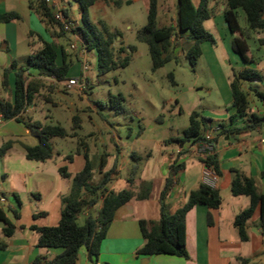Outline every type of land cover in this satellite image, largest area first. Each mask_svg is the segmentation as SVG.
I'll list each match as a JSON object with an SVG mask.
<instances>
[{
  "label": "trees",
  "instance_id": "1",
  "mask_svg": "<svg viewBox=\"0 0 264 264\" xmlns=\"http://www.w3.org/2000/svg\"><path fill=\"white\" fill-rule=\"evenodd\" d=\"M79 9V24L73 28L72 35L79 39V46L85 51H94L97 58V67L100 74H106L117 68H124L129 60L122 62L114 61L113 42L119 37L114 31L108 33L105 28L102 31L90 20L89 9L98 1L115 8L123 4H129L132 0H71ZM147 4L146 24L136 32V40L147 45L151 60V71L155 73L167 63L175 60L174 39H182L188 46L185 57L193 66L201 57V45L209 43L214 45L215 41L211 34L205 30L204 22L211 17L209 5L212 0H199L197 6L193 0H175L176 3V24L175 26H157V0H145ZM224 9L222 18L227 24V30L232 36L231 49L239 55L246 63H252L248 41L254 35L264 32V0H222ZM28 8L33 11L44 24L46 31L52 39L65 38L68 32L54 19V11L47 0H28ZM241 10L245 16V26L239 23L238 11ZM67 16L66 10H62ZM20 20L15 12L0 14V23H10ZM33 37L32 34H29ZM39 47L31 44L32 53L28 56L24 66L11 65L3 72V84L6 85V78L10 71H14L13 102L0 101V116L3 121L15 120L21 122L28 129L30 134L38 139V144L33 147H25V156L29 161L47 162L53 159V150L48 142L53 138L65 139L75 134H68L59 125H49L40 121H32L27 117V108L37 97H44L45 90L50 93L52 85L60 84L68 79V72L71 66L69 56L62 46H55L54 43L38 36ZM264 46V40H259ZM133 49H129L132 52ZM123 52V48L118 50ZM34 73V74H32ZM82 77V76H81ZM168 80L175 86L173 75H168ZM264 80V77L254 68L248 67L242 71L232 73L229 81V88L232 96V108L234 116L229 118L228 124H217L219 131L213 141L220 136L238 135L264 127V115L249 114L251 92L260 103H264V92H260L251 86L245 90L246 84L257 85ZM54 83V84H53ZM46 102L50 101L47 96ZM122 100V98H118ZM115 100V99H113ZM236 119L241 120V126H233ZM72 130L80 128L79 120L72 118ZM212 121L204 118L197 112L191 113L188 127L182 131V137L168 139L165 144L175 143L182 146L186 143L196 144L205 141L204 134L211 128ZM81 143V144H80ZM8 142L0 148L2 157L11 147ZM76 155H81L84 166L75 175L67 173L66 168H59L61 177L71 179V190L68 196L61 201L60 219L54 227H35L38 239V246L45 249H57L61 252L46 264H76L80 249L87 251L88 260L95 264L99 255L100 245L106 237L107 231L114 220L116 211L131 200H146L150 192V183L141 182L136 188L121 192L109 189L108 185L114 180L117 168V159L109 170L104 171L106 159L100 160L97 182L93 181V167L89 159L88 146L81 141ZM65 160L72 163L73 156L65 157ZM207 168L211 169L216 176L219 175V166L215 154L205 160H199ZM180 166H171L169 177L159 196V219L156 222L139 221V229L143 240V246L138 251L141 256L168 255L187 259L186 250V225L187 213L194 207L203 206L208 210H217L222 204V198L218 191L200 184L197 189L191 191L187 201L174 213H169L164 204V199L173 185V176ZM230 193L233 197H246L249 199V207L241 211L233 220V226L237 231L239 240L247 242V222L253 216L256 208L260 210V226L264 228V191L258 193L255 182L238 172H233ZM264 177V174L262 175ZM87 212L86 220L79 226L77 220L79 215ZM15 217L17 215L15 214ZM36 217V216H35ZM0 222L3 223V234L10 237L14 226L6 218L5 213L0 210ZM210 224V218H208ZM243 261V260H242Z\"/></svg>",
  "mask_w": 264,
  "mask_h": 264
},
{
  "label": "crops",
  "instance_id": "2",
  "mask_svg": "<svg viewBox=\"0 0 264 264\" xmlns=\"http://www.w3.org/2000/svg\"><path fill=\"white\" fill-rule=\"evenodd\" d=\"M2 1L0 0V4ZM70 1L47 0L51 8L57 7L63 10H67L66 6L71 7ZM197 2L199 3V0ZM96 4L99 5L100 11L110 6L102 1ZM159 4L161 13L166 10H164L165 0H157V15ZM1 6L0 14L16 13V11H8L4 3ZM209 8L211 17L203 24L205 30L210 20L213 21L217 17L222 18L223 1L212 0ZM18 15L20 20L0 23V101L9 103L13 102L14 71L8 73L6 85H4V70L11 65L24 66L28 56L32 53L31 44H34L35 36H37V41L38 36L43 38L40 33L42 29L37 20L42 26L44 24L33 11L29 10L27 18L24 15ZM171 21L167 26L174 27L175 24ZM222 21L224 22L223 18ZM257 36H264V32ZM52 40L54 41L50 42L57 46L55 39ZM259 40H264V37ZM261 75L264 77V70ZM73 77L76 76L68 72V79ZM67 80L61 84H65ZM260 85L264 86V80ZM221 94L227 108L223 117L227 125L229 118L235 114V110L231 107L230 88L227 90L224 86ZM250 108L249 114L264 115V103H261L260 107L250 105ZM212 124L213 121L210 123L211 127L216 126ZM233 126H241V120L236 119ZM165 141L157 143L156 154L149 151L146 155L147 159H153L158 176L144 180L138 178L137 183L132 186L136 188L143 181L149 182L150 192L147 199L131 200L116 211L114 220L100 245L95 264H264V228L260 226V210L256 208L247 222L248 241L241 242L233 226V220L241 211L249 207L250 202L246 197H233L230 193L233 172L253 179L258 193L264 191V177L262 176L264 174V127L238 135L220 136L213 141L214 154L219 166L215 190L221 196L222 204L217 210H208L206 207L198 206L187 213L185 225L188 258L138 254L143 246L139 221L156 222L159 219V196L166 178L169 177L170 167L180 166L172 178L173 185L164 199L169 213H174L185 204L189 193L202 183L204 166L194 153L197 145L186 143L180 147L172 143L173 147H171V144H165ZM8 142L12 144L11 147L2 157L0 156V179L8 180L7 186L0 182V199L5 200V203L0 202V210L14 226V231L10 237H5L4 225L0 226V264H46L61 250L40 248L37 234L31 230V227H54L59 222L61 201L65 197L57 188V180L54 178V173L59 174V168L55 165L50 168L51 160L41 163L26 159L25 147L36 146L38 139L30 134L23 123L15 120L0 123V148ZM179 148L181 152L177 154ZM77 157L82 156L77 155ZM128 159L120 155V163L116 168L117 176L123 169L130 166ZM73 162L74 158L70 164ZM108 166L106 162L105 168L109 170L111 167L108 168ZM105 168L104 171L107 170ZM6 192H10L13 199H8ZM11 214L14 221L10 218ZM23 215L24 222L21 221ZM83 215L86 217L87 212ZM208 218H210V224ZM76 264H91L86 249H80Z\"/></svg>",
  "mask_w": 264,
  "mask_h": 264
},
{
  "label": "rangeland",
  "instance_id": "3",
  "mask_svg": "<svg viewBox=\"0 0 264 264\" xmlns=\"http://www.w3.org/2000/svg\"><path fill=\"white\" fill-rule=\"evenodd\" d=\"M3 3L8 11H16L28 17V0H3L0 7ZM165 3L166 10L163 13L159 4L158 27L167 26L171 20L172 24H176V3L174 0H165ZM193 3L198 5L197 0H193ZM70 5L71 7L66 6V14L71 17L69 19L76 27L80 20L79 9L72 1ZM238 15L240 25L244 27V13L239 10ZM146 16L144 0H133L120 8L108 6L103 11H100L97 4L89 9L90 20L101 31L105 28L108 33H119V37L113 42L114 61L118 63L129 60L126 67H119L106 74L98 72L94 51H86L85 58H80L77 51L70 49L74 42L71 33H67L65 38L55 39L56 45L64 48L69 56L68 60L71 61L69 74L76 77L69 79H79L82 76L85 86L82 90H76L68 89L65 84L53 83L50 93L45 90L44 97H37L27 108L26 115L33 121L59 125L68 134L76 136L53 138L48 142L54 156L49 163L50 168L54 165L57 168H66L71 176L78 173L84 165L82 157L76 155L77 149L82 147L78 146L81 140L88 146L95 182L100 178L99 166L102 157L110 167L115 159L117 165L120 163V155L129 158L130 166L123 169L118 176L115 175L112 183L108 185L115 192L129 189L137 183L138 178L144 180L157 177L158 170L153 159H147V153L153 151L156 154L158 142L181 138L193 112L213 121L212 125L220 122L226 124L223 117L227 108L221 91L224 86L229 90L228 83L232 73L252 66L261 74L264 70V46L259 43V39L264 36L254 35L248 41L252 63H246L232 51V36L222 18L217 17L206 25V30L215 43L201 45L202 56L193 66L185 57L188 45L182 39L176 38L173 41L175 60L152 73L148 47L136 40V32L146 24ZM37 22L42 29L40 33L43 38L54 41L45 27L38 20ZM35 38V47H38L37 36ZM120 48H123L121 53L118 52ZM79 49L78 47L77 50ZM129 49H133L132 52ZM84 64L86 71H83ZM169 74L173 75L175 86L170 84ZM248 86L264 92V86L260 84H246V91ZM248 93L251 105L260 107V101L251 92ZM47 96H50L49 102H46ZM73 117L80 124V128L74 131ZM170 146L173 147V144ZM67 156H73V164L65 160ZM54 178L57 180V188L65 197L68 196L71 179L63 178L57 173H54ZM0 182L5 186L8 184L6 179H0ZM5 195L8 199H13L10 192ZM10 218L14 221L12 214ZM85 220V215H79L78 225L82 226ZM21 221L24 222V215ZM2 225L0 222V226Z\"/></svg>",
  "mask_w": 264,
  "mask_h": 264
},
{
  "label": "built area",
  "instance_id": "4",
  "mask_svg": "<svg viewBox=\"0 0 264 264\" xmlns=\"http://www.w3.org/2000/svg\"><path fill=\"white\" fill-rule=\"evenodd\" d=\"M63 9L61 8H53L54 11V19L59 22L62 26L64 31L71 33L72 34V30L74 27V23L63 14ZM74 38V42H72V44L70 45V49L73 51H77L78 52V56L80 58H85V54L86 51L84 49H78V42L79 39L73 35ZM83 71H86V65H83ZM66 87L68 89H76V90H82L85 86V79L80 77L79 79H68L65 83ZM2 117L0 116V123L2 122ZM219 131L218 127H213L211 128L209 131H207L204 134V139L205 141L202 143H196L193 145H197L196 150H195V155L197 156V158L199 160H205L207 157L211 156L214 154V145H213V139L215 137V135L217 134V132ZM181 152V148L178 149L177 154H180ZM203 164V163H202ZM204 169H203V173H202V183L203 185L211 188V189H215L216 187V183H217V176L215 175V173L207 168L204 164ZM1 203H5L4 199H0Z\"/></svg>",
  "mask_w": 264,
  "mask_h": 264
},
{
  "label": "water",
  "instance_id": "5",
  "mask_svg": "<svg viewBox=\"0 0 264 264\" xmlns=\"http://www.w3.org/2000/svg\"><path fill=\"white\" fill-rule=\"evenodd\" d=\"M226 26H227V24H226Z\"/></svg>",
  "mask_w": 264,
  "mask_h": 264
}]
</instances>
